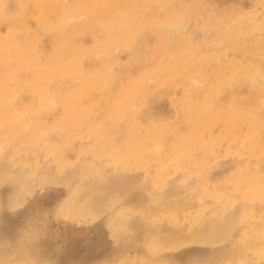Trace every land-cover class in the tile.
I'll return each mask as SVG.
<instances>
[{"label": "rangeland", "instance_id": "obj_1", "mask_svg": "<svg viewBox=\"0 0 264 264\" xmlns=\"http://www.w3.org/2000/svg\"><path fill=\"white\" fill-rule=\"evenodd\" d=\"M0 264H264V0H0Z\"/></svg>", "mask_w": 264, "mask_h": 264}]
</instances>
